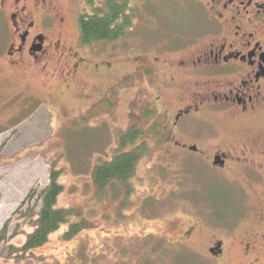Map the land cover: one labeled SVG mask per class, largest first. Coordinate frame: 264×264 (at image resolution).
<instances>
[{
    "label": "rangeland",
    "instance_id": "obj_1",
    "mask_svg": "<svg viewBox=\"0 0 264 264\" xmlns=\"http://www.w3.org/2000/svg\"><path fill=\"white\" fill-rule=\"evenodd\" d=\"M104 2L51 0L66 23L48 33L63 42L47 65L0 61V264H246L242 236L258 230L257 207L232 179H242L238 168L209 157L264 139V114L202 110L174 129L180 108L208 91L183 71L211 39L205 8L197 0H128L127 34L84 45L78 17ZM130 129L140 136L126 150L142 153L134 175L97 191L94 168L111 161ZM52 169L65 188L57 206L80 210L92 227L67 240L65 224L25 253L39 209L29 193L49 184ZM220 239L225 252L215 257L209 248Z\"/></svg>",
    "mask_w": 264,
    "mask_h": 264
},
{
    "label": "flooded vegetation",
    "instance_id": "obj_2",
    "mask_svg": "<svg viewBox=\"0 0 264 264\" xmlns=\"http://www.w3.org/2000/svg\"><path fill=\"white\" fill-rule=\"evenodd\" d=\"M197 2L206 10L209 23L206 36L211 39L205 43V48L189 57L183 71L193 78L203 79L209 87L208 91L193 95L197 97L193 103L180 108L173 128L176 129L187 114L202 110L227 112L240 118L264 114V0ZM54 6L51 0H0V24H3L0 61L11 68L47 65L53 51L62 47L63 42L48 33H55L66 23L65 12ZM35 10L39 14L36 15ZM189 148L200 152L195 144ZM209 158L214 165L238 168L243 175V181L235 177L238 174L232 179L240 180L246 201L256 205L254 217L258 222L257 231L251 236L246 231L242 236L246 238L242 242L243 254L246 264H264V139L231 143L224 150H215ZM216 158L219 164H215ZM209 252L215 257L223 256V240L211 245Z\"/></svg>",
    "mask_w": 264,
    "mask_h": 264
},
{
    "label": "trees",
    "instance_id": "obj_3",
    "mask_svg": "<svg viewBox=\"0 0 264 264\" xmlns=\"http://www.w3.org/2000/svg\"><path fill=\"white\" fill-rule=\"evenodd\" d=\"M128 0H105L102 7L94 9L92 14H82L79 19L80 38L84 45L101 41H115L127 34L133 21V10ZM140 132L130 129L120 138V149L111 161L97 165L93 170V182L99 192L111 183L127 184L135 173L142 153L138 148L126 150L128 144H135ZM60 170L52 169L49 174V184L41 191L30 190V197L36 195L35 206L38 209L34 230L27 236L22 251L30 252L44 246L51 234L57 232L63 225L69 224L64 234L69 240L82 230L91 228L88 220L81 216L75 208H60L57 206L59 196L64 192V185L59 182ZM82 217V218H80ZM73 219L77 221L72 222ZM0 234V241L4 234Z\"/></svg>",
    "mask_w": 264,
    "mask_h": 264
},
{
    "label": "water",
    "instance_id": "obj_4",
    "mask_svg": "<svg viewBox=\"0 0 264 264\" xmlns=\"http://www.w3.org/2000/svg\"><path fill=\"white\" fill-rule=\"evenodd\" d=\"M192 149H193V150H196V147H192ZM219 163H220L219 158H216V160H215V164H219Z\"/></svg>",
    "mask_w": 264,
    "mask_h": 264
}]
</instances>
